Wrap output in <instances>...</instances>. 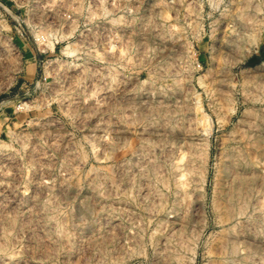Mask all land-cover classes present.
Returning a JSON list of instances; mask_svg holds the SVG:
<instances>
[{
    "label": "rangeland",
    "instance_id": "rangeland-1",
    "mask_svg": "<svg viewBox=\"0 0 264 264\" xmlns=\"http://www.w3.org/2000/svg\"><path fill=\"white\" fill-rule=\"evenodd\" d=\"M0 264H264V0H0Z\"/></svg>",
    "mask_w": 264,
    "mask_h": 264
}]
</instances>
